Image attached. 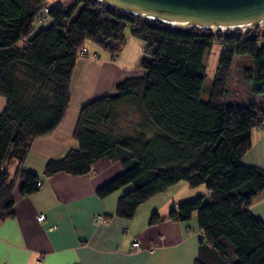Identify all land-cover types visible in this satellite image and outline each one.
<instances>
[{
    "label": "trees",
    "instance_id": "obj_1",
    "mask_svg": "<svg viewBox=\"0 0 264 264\" xmlns=\"http://www.w3.org/2000/svg\"><path fill=\"white\" fill-rule=\"evenodd\" d=\"M48 8V19L42 18ZM36 30V25H44ZM182 29L148 20L97 0H0V219L10 218L15 189L30 196L42 176L24 166L33 142L62 122L80 51L88 44L118 54L126 31L145 44L144 74L125 78L113 94L87 103L74 130L78 147L49 159L43 175H84L108 158L123 171L97 190L100 198L131 185L117 200L116 216L132 219L137 208L179 182L205 185V195L171 206L149 225L197 217L201 232L194 264H264V221L250 207L264 193V168L244 164L252 133L264 127V32ZM220 55L206 85L204 57L214 44ZM252 67L241 76L255 104L227 99L234 61ZM207 93L204 99L203 92ZM130 101L141 115L131 132L117 126L118 108ZM15 171L10 172V167Z\"/></svg>",
    "mask_w": 264,
    "mask_h": 264
},
{
    "label": "crops",
    "instance_id": "obj_2",
    "mask_svg": "<svg viewBox=\"0 0 264 264\" xmlns=\"http://www.w3.org/2000/svg\"><path fill=\"white\" fill-rule=\"evenodd\" d=\"M126 35V44L118 54L88 44L87 55L77 60L64 119L52 133L33 142L24 164L42 176L43 184L30 196H21L18 184L13 215L0 219V264H194L199 241L184 223L163 220L149 225L153 212L165 218L172 205L184 200L185 185L178 183L147 200L151 203L140 225V206L132 219L116 216L117 200L125 189L105 198L96 193L123 171L118 161L103 158L84 175L58 172L47 179L43 175L49 159L62 158L78 147L74 130L81 109L95 99L113 94L125 78L145 73L140 68L145 44L131 37L129 30ZM4 106L0 95V113ZM243 162L264 168V127L253 131L252 147ZM14 171L15 166H11L10 172ZM250 210L264 221V193ZM40 214L45 215L43 222L38 220ZM197 234L200 238L199 228ZM135 242L138 248H134Z\"/></svg>",
    "mask_w": 264,
    "mask_h": 264
},
{
    "label": "water",
    "instance_id": "obj_3",
    "mask_svg": "<svg viewBox=\"0 0 264 264\" xmlns=\"http://www.w3.org/2000/svg\"><path fill=\"white\" fill-rule=\"evenodd\" d=\"M172 27L247 30L264 26V0H97Z\"/></svg>",
    "mask_w": 264,
    "mask_h": 264
},
{
    "label": "rangeland",
    "instance_id": "obj_4",
    "mask_svg": "<svg viewBox=\"0 0 264 264\" xmlns=\"http://www.w3.org/2000/svg\"><path fill=\"white\" fill-rule=\"evenodd\" d=\"M63 1H64V4L66 6H69L73 3V0H63ZM48 2H49L48 4L51 5L55 2V0H48ZM47 25H48L47 23H45L43 26L38 24V25H36V30L39 29L40 27H46ZM260 30H261V33H263L264 27H262ZM140 44H143L142 41H140ZM220 49H221L220 44L218 42H216L214 44V46L212 47V49L207 51L205 54L204 64L206 66V74H207L206 85L209 84L214 77L216 67L218 64V60H219ZM246 67H252V62L247 57H237L235 59L234 64H233V69H232V76H231V80H230V85H229L231 91H230V94L229 93L227 94V97H228L227 99H231L233 101L242 100L247 104L249 102L251 104H255L257 101V96H254V95L252 96L248 92V84L244 81V79L241 76V72L243 71V68H246ZM202 97L204 99H206L207 93L205 91L203 92ZM256 107L259 109V111L264 110V104L257 103ZM117 113H118V120H117L116 124L122 132H131L134 125H136L141 120V115L138 112L137 108L128 100H125V102L119 106ZM179 184H183L187 188V191L184 192L185 195H187V196L185 198H183L184 200H180V202L186 201L189 199H193L197 196H203V195H205V199L207 201L210 200V196L208 194V190L205 187V185H200L196 188H191L186 182L182 181V182H179ZM131 187H132L131 185H127V186L123 187L122 189H125V192H126ZM169 192H172V191H169ZM169 194H171V193H169ZM182 195L183 194H181L177 197H182ZM174 197H176V196H174ZM150 203H151V201H146L145 203L140 205V209L137 208L138 214L140 213V225L144 222V220H143L144 212ZM182 223H184V225L186 226V229L190 233H193V235L196 236V241L198 242L199 236L197 234L198 223H197L196 215H194L189 221L182 222Z\"/></svg>",
    "mask_w": 264,
    "mask_h": 264
},
{
    "label": "built area",
    "instance_id": "obj_5",
    "mask_svg": "<svg viewBox=\"0 0 264 264\" xmlns=\"http://www.w3.org/2000/svg\"><path fill=\"white\" fill-rule=\"evenodd\" d=\"M42 13L45 14V16L42 18V20H43V19L47 20V19H48V16H47L48 8H44L43 11H42ZM79 55H80L81 57H83L84 55H86V51H85L84 49L81 50L80 53H79ZM98 219L102 220L103 218H102V217H99ZM38 220H39L40 222H43V221L45 220V215H44V214H40V215L38 216ZM138 247H139L138 242H135V243H134V248H138Z\"/></svg>",
    "mask_w": 264,
    "mask_h": 264
}]
</instances>
